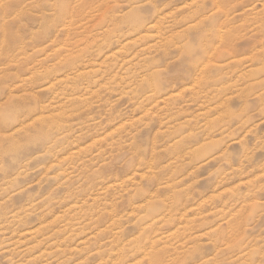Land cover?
<instances>
[{
    "label": "rangeland",
    "instance_id": "rangeland-1",
    "mask_svg": "<svg viewBox=\"0 0 264 264\" xmlns=\"http://www.w3.org/2000/svg\"><path fill=\"white\" fill-rule=\"evenodd\" d=\"M140 263L264 264V0H0V264Z\"/></svg>",
    "mask_w": 264,
    "mask_h": 264
},
{
    "label": "bare ground",
    "instance_id": "bare-ground-1",
    "mask_svg": "<svg viewBox=\"0 0 264 264\" xmlns=\"http://www.w3.org/2000/svg\"><path fill=\"white\" fill-rule=\"evenodd\" d=\"M165 18H166V17H165ZM173 19H174V18H173ZM143 21H144V20H143ZM137 24H138V22H137ZM140 26H141V25H140ZM161 28H162V27H161ZM159 31H160V30H159ZM220 32H221V31H220ZM218 33H219V32H218ZM221 38H222V37H221ZM178 48H179V47H178ZM241 62H242V61H241ZM19 124H20V123H19ZM169 183H170V182H169ZM169 183H168V184H169ZM168 186H169V185H168ZM168 186H167V187H168ZM170 186H171V185H170ZM166 212H167V211H166ZM162 214H163V213H162ZM165 217H166V216H165ZM155 219H156V218H155ZM155 221H156V220H155ZM165 221H166V220H165ZM161 223H162V222H161ZM144 227H146V226H144ZM147 227H148V226H147ZM149 227H150V226H149ZM151 245H152V244H151ZM153 248H154V247H153ZM146 255H147V254H146ZM134 259H135V258H134ZM151 262H152V260H151ZM140 264H141V263H140Z\"/></svg>",
    "mask_w": 264,
    "mask_h": 264
}]
</instances>
